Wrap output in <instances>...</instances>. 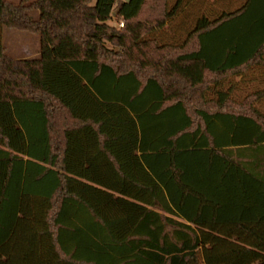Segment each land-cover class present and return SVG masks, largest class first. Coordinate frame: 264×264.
<instances>
[{"label": "trees", "instance_id": "trees-1", "mask_svg": "<svg viewBox=\"0 0 264 264\" xmlns=\"http://www.w3.org/2000/svg\"><path fill=\"white\" fill-rule=\"evenodd\" d=\"M190 1L0 0V264H264V0Z\"/></svg>", "mask_w": 264, "mask_h": 264}, {"label": "rangeland", "instance_id": "rangeland-1", "mask_svg": "<svg viewBox=\"0 0 264 264\" xmlns=\"http://www.w3.org/2000/svg\"><path fill=\"white\" fill-rule=\"evenodd\" d=\"M7 1L18 4L20 2H23L24 0H7ZM31 1L33 0H26L25 3L28 4ZM96 3H97V0H92L91 5L94 6ZM31 15L35 19L38 18L37 12H32ZM109 24L112 26H116L115 21L110 22ZM1 35H2V44L6 49L7 55L13 58H16V59L33 58L32 56H35V54L39 53L40 51V36L39 35L18 32L15 30L7 29V28H2ZM246 94L247 92L244 91L242 93V97H244Z\"/></svg>", "mask_w": 264, "mask_h": 264}, {"label": "crops", "instance_id": "crops-1", "mask_svg": "<svg viewBox=\"0 0 264 264\" xmlns=\"http://www.w3.org/2000/svg\"><path fill=\"white\" fill-rule=\"evenodd\" d=\"M247 1L248 0H191L188 6L184 8V11H187L189 18L193 19L194 17H204L209 21H214L221 16L236 14ZM195 2L197 3L196 7L188 12L189 6ZM186 28H189V26ZM38 56L39 53L32 57L35 58Z\"/></svg>", "mask_w": 264, "mask_h": 264}, {"label": "built area", "instance_id": "built-area-1", "mask_svg": "<svg viewBox=\"0 0 264 264\" xmlns=\"http://www.w3.org/2000/svg\"><path fill=\"white\" fill-rule=\"evenodd\" d=\"M121 27H123V24L121 23V25H120Z\"/></svg>", "mask_w": 264, "mask_h": 264}, {"label": "water", "instance_id": "water-1", "mask_svg": "<svg viewBox=\"0 0 264 264\" xmlns=\"http://www.w3.org/2000/svg\"><path fill=\"white\" fill-rule=\"evenodd\" d=\"M125 1H127V2H128L129 0H125Z\"/></svg>", "mask_w": 264, "mask_h": 264}]
</instances>
